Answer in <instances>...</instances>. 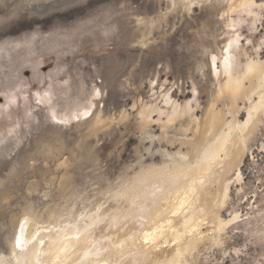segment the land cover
<instances>
[{
    "label": "rangeland",
    "instance_id": "obj_1",
    "mask_svg": "<svg viewBox=\"0 0 264 264\" xmlns=\"http://www.w3.org/2000/svg\"><path fill=\"white\" fill-rule=\"evenodd\" d=\"M74 1L55 8L48 7L55 0L31 1L12 16L16 1L0 3V16H7L0 23V190L11 185L15 189L0 208L1 252L8 251L5 236L10 230V211L18 210L27 178L39 180L38 173L45 168L50 177L57 174L60 178L65 170L58 165L55 171L57 160H69V175L82 183L100 165L110 176L135 167L140 160L159 163L161 156L155 153L159 148L176 150L157 138L153 144L142 140L141 114L156 106L166 114L169 102H190L201 119L214 90L202 46L210 51L216 43L221 50L224 41L237 36L234 61L264 60V0H252V8L225 18L220 13L211 15L210 9H195L187 19L171 17L145 46L139 43V20L153 17L159 8L164 11V2ZM230 20L234 27L225 26ZM202 58L206 60L204 73L198 70ZM158 111L148 118L155 136L161 134L166 119L165 115L159 119ZM245 118L240 115V120ZM42 140L65 150L47 157L48 167L44 156H36L30 161L36 170L24 172L21 165ZM261 144L264 122L251 142L253 155L247 154L241 166L245 191L237 195L233 188L232 200L222 212L224 219L234 209L243 215L264 210ZM151 146L152 153L146 150ZM15 174L18 180L10 184ZM228 231L232 239L227 252H211L209 264H264V243L238 230ZM234 249L241 251L238 256Z\"/></svg>",
    "mask_w": 264,
    "mask_h": 264
},
{
    "label": "bare ground",
    "instance_id": "obj_2",
    "mask_svg": "<svg viewBox=\"0 0 264 264\" xmlns=\"http://www.w3.org/2000/svg\"><path fill=\"white\" fill-rule=\"evenodd\" d=\"M15 1L10 16L22 11L26 3L44 0ZM72 1L55 0L48 7ZM155 1L166 7L139 20V43L144 46L171 17L187 19L195 9H210L211 15L220 13L225 18L254 4L252 0ZM5 17L0 16V23ZM224 24L235 26L233 20ZM224 43L221 50L216 43L210 51L202 46L214 90L201 119L190 102L166 101L170 104L166 114L157 106L141 114L142 140L153 144L157 138L159 143L175 146V151L159 148L155 153L161 163L145 164L139 158L135 167L110 176L98 163L82 183L69 175L72 166L67 159L55 165V171L58 165L65 170L60 178L57 174L50 177L42 167L39 180L27 178L18 210L10 211V230L5 236L8 251H0V264H209L211 252L228 250L229 229L264 243V210L258 206L257 212L252 207L253 213L243 215L234 209L228 219L222 216L233 188L237 195L245 191L241 166L247 154L253 155L251 142L264 122V60L236 62L233 48L238 37L230 36ZM205 61L202 58L198 65L203 73ZM218 61L220 67H216ZM155 111L159 119L166 116L157 136L149 130L148 121ZM146 150L152 153V146ZM61 151L42 140L21 170L32 172L35 162L30 161L39 155L48 167L46 158ZM17 180L15 174L9 182ZM12 190V185L0 190V208L15 194ZM254 194L258 196L257 191ZM240 252L234 249L235 255Z\"/></svg>",
    "mask_w": 264,
    "mask_h": 264
}]
</instances>
